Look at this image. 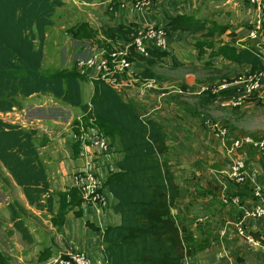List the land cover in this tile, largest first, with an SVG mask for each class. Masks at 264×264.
Returning <instances> with one entry per match:
<instances>
[{
	"label": "trees",
	"instance_id": "1",
	"mask_svg": "<svg viewBox=\"0 0 264 264\" xmlns=\"http://www.w3.org/2000/svg\"><path fill=\"white\" fill-rule=\"evenodd\" d=\"M63 5L61 0H0V112L20 107L18 97L49 94L80 110V117L84 120L93 119L100 133L109 141V152H120V158L115 161L116 169L108 170L106 179L101 180V188L106 187L112 194L113 201L109 206L120 216L119 222L107 225L100 233L99 243L106 264H191L186 257L197 249H203L206 241L196 242L197 246L192 249L193 233L187 223L173 212L177 199L182 195V187L176 182L175 170L165 156L169 144L164 125L153 118L141 117L134 100L125 101L115 88L100 79L91 81L92 93L87 102L83 101L81 83L87 79L82 74L74 67L43 64L45 34L55 24L54 16ZM193 21L196 20L191 15H181L171 19L164 29L168 33L170 28L192 32L204 28L202 24L191 27ZM77 25L73 38L90 43L95 33L85 22ZM219 26L214 23L204 36H212L214 32L222 34L225 26ZM134 31L130 26L119 25L102 30L105 37L125 42L131 41L130 33ZM196 44L200 49L213 46V42L206 40H197ZM112 46V42L100 45L108 50ZM149 53L150 65L154 63L153 59L163 60V56H168L166 51L156 48ZM213 55L247 66V73L259 72L263 68L264 54L255 45L246 44L236 52L232 45L222 43ZM143 75L153 76V72L147 68ZM220 93L229 98L234 90ZM218 94L210 93L208 100ZM254 100H258L257 95L244 98V102ZM77 122L74 120V126ZM37 132L35 128L0 118V163L20 186L29 205L47 212L56 211L52 214V221L59 227L64 214L74 204H79L82 197L75 186L67 192L60 191L55 208L46 165L36 141ZM77 144H73L75 149ZM247 184V178L242 182L229 179L224 192L226 195L238 194L243 202L251 195L254 186ZM7 207L13 227L30 241V232L21 211L13 202H9ZM252 233L255 236L261 234L258 230H252ZM49 254L50 248L46 247L40 258L44 259ZM7 260L0 250V264H8Z\"/></svg>",
	"mask_w": 264,
	"mask_h": 264
},
{
	"label": "crops",
	"instance_id": "2",
	"mask_svg": "<svg viewBox=\"0 0 264 264\" xmlns=\"http://www.w3.org/2000/svg\"><path fill=\"white\" fill-rule=\"evenodd\" d=\"M61 1L64 2V0ZM71 1L73 4H77L78 6H80L79 8L85 14V19L74 23L73 25L69 26L66 31L62 32V39L64 37L63 41L61 40L62 43L64 41L67 42L66 37H68V40L70 41L68 42L70 45L66 43L70 59L72 51L75 49L74 45H77L78 43V41L74 39L73 36L76 35L78 30L77 24L80 22L87 23L89 28H91L95 33V36L91 39V42L93 40H95L96 42L92 45L99 44L106 46V43L112 42L113 48L115 45L125 43V41L119 39L115 41L111 38L105 37L102 30L106 27H116L118 25L130 26L134 30H136L137 28L143 26L145 27L148 25H157L164 28V26H166L167 24L169 25L171 19L175 17L181 15H192L194 18H199V15L202 14H208V18L204 17L208 20L222 22L223 26H225V29L222 34L218 36L226 37L228 40L226 39L227 41L223 43L232 45L236 52L240 47L246 44H251L260 47L262 53L264 54V26L262 30L257 32L255 38H251L249 35L251 25L254 21L255 11L254 7L247 0H146L145 3L148 4L144 5L141 8H136L135 6H133L140 0ZM88 19H90L91 21H88ZM92 21L94 25L92 24ZM206 23L209 24L210 22ZM214 23L215 22L212 23V26ZM168 28H170V26H168ZM209 30L211 29L203 30L202 32L189 31L187 33H184L181 29L170 28V33L167 36V50H165L168 56H163V60L153 59L154 63L152 65H150L148 62V57L150 56V54L148 56H145L144 58H140L135 55L133 61H131L132 69L129 73V78L153 80L155 87L151 91L147 92L146 95L140 98H138L137 96L136 85L132 86L128 85L127 83L118 88L117 91V93L125 101L132 99L138 104V111L140 112V116L153 118L164 125V128L167 132V142L169 144V149L166 152L165 156H167L169 162L172 164L173 169L175 170L176 182L182 187V195L177 199V207L173 210V212L176 216L178 211L183 213V216L186 217V220H184L183 218L179 219L185 222L188 218L194 217V223L196 224L197 229L203 228V226L198 222L199 217L193 216V210L196 214L201 215L203 214L204 210L210 211L213 209L214 211V208L224 205L222 200L225 192L223 191L229 181V178H227V176L224 174V170L228 166V164L226 165V167H222V163H216L217 149L221 151V148L217 147V144L221 143V145H224L225 148L231 147L232 144L229 141L227 143L221 140L217 142L216 138L215 141H212L213 144H206L204 142V139L198 138V141H193L192 143L196 144L198 142L197 147H195L194 149V152L189 150V147H191V145L188 143V140L192 136V128L189 120L192 121V119H194L191 124H193L195 127V135L202 134V138H204L202 128L208 129V127L206 125L200 126L201 123L198 116L202 115V112L194 113L193 110L189 111L185 108V103L180 102L179 99H189V97L192 96L194 99H196V107H199L198 109L203 111L207 110V108H209L212 104H227V107H230L228 99L226 101L227 103L224 100L218 101V98L221 96L220 94L208 100V95L210 94L208 87H211L218 81L231 79L233 76H236L237 74L248 70V67L245 65H237L232 60L223 58L221 55H213L215 49L220 44L217 43L219 39H217L216 37L217 32L212 33V36H204V34L208 33ZM185 37L187 39L191 37L196 38L194 39V43L192 44V46L194 47V51H192L191 53L194 52V55L191 58L206 56L204 60L207 61H204V64L214 62L215 64L223 63L226 64L227 67L229 66V70L225 75V78L219 80L214 77L215 73H206L204 74V76L207 77L205 79H202L203 75H200V77L199 75L197 76L196 71L182 72L180 74H177L176 77H172L167 74L168 70L166 67H168L169 65L185 64L184 59L177 58L178 53L174 50V47L183 49ZM46 38L47 33L45 34V41ZM197 40L211 41L213 42V46H204L202 49H200L196 44ZM66 62L69 66L66 67L65 65L64 68H71L72 61L68 60ZM262 63L264 68V59ZM212 66H214L213 68L218 67L217 65ZM147 68H149L150 71L153 72V76L143 75L144 71ZM160 68H162V71H160ZM212 70L214 72V69ZM83 76L87 79V81L91 82L92 80H94L92 75L88 74ZM185 88L188 89V92L185 90ZM81 91L84 95L82 84ZM91 93L92 90L90 91L88 99ZM38 95L40 97H38ZM33 96H36V100L39 101V104H33L35 108L46 107L45 105L48 103L47 101L53 100L51 95L42 93H35L28 97L32 98ZM257 97L258 100L261 99L264 102V76L261 78ZM52 102L54 103L55 101H49V103ZM160 102L163 105L162 106L160 104L162 108H156V106ZM248 103H252V101ZM165 108L170 109V111L172 112L171 120L173 122L165 121V115H162L161 111ZM66 111H68V109ZM8 113L9 112H0L1 118L3 120H6L5 118H7L6 115ZM182 115L184 116L183 119L180 118ZM202 116L203 118L201 119H204V115ZM29 118L30 119L26 120L27 122L39 120L37 122V126L44 128V132H47V127L53 126L51 124H56L54 119H50L48 117L47 124H50L49 126L43 124V118L41 117L33 118V116H30ZM206 119L205 121H210L208 118ZM9 122L23 124L24 120H12ZM71 122V119L68 120L65 115V121L63 120L60 124L65 123V125L69 126L70 129L63 131V134H61V136L57 140L50 137V142L45 143V141H40V143H38L39 153L46 165L49 190L53 195L56 194L58 198L60 191L67 192L71 187H74L72 174L84 164L83 157L80 154V142L73 141L71 135L72 131H76L77 124L73 127L70 126ZM184 131H186L187 134L184 133ZM170 132L172 136L169 135ZM178 132L181 134H178ZM210 136L212 135L210 134ZM75 142H78L77 149H75L73 146ZM192 148H194V146ZM249 148L250 147L247 143L243 144V150L240 152L241 154L237 156L239 157V161L244 164L246 178L248 179L247 186L249 184H259L261 187V196L264 200V162L261 160L262 158L257 153L253 152ZM247 149L251 152L248 153ZM227 154L229 159H231L232 154L229 151H227ZM213 155L214 157H212ZM120 156L121 154L118 151H108V153H101L94 158V164H97L96 170L101 177V180L106 179L108 170L116 169L115 161L120 158ZM210 163H212L213 166ZM212 167L215 169V171L211 169ZM2 169L5 170L6 175H9L11 177L5 167L2 166ZM219 173L224 176L221 178V180L218 177ZM11 180H13V178ZM12 183H15V181L13 180ZM220 183L222 184V188L220 186ZM103 190L108 196V206L102 213H97L92 205L86 204L83 198H81L82 200L79 204H74L64 214L63 221L59 227L52 221V214L56 212L55 210L53 212H47L44 209L35 208L34 206L28 204L25 196H23L25 200V202L23 201V204L27 208H29V210H27V213H38L41 212V210H44L49 214L50 224L55 227V230L51 235H54L53 233L55 232L57 234L64 235V237L68 239V246L77 245L80 249L84 250L92 258L93 264H106L99 243L100 233L107 225L119 222L120 216L109 206L113 201L112 194L107 190L106 187H103ZM218 192L220 193V195L218 194ZM68 198L69 195H67V199ZM53 200L55 204V197L53 198ZM196 204H198L199 208L196 207ZM57 206L58 202L57 205H55V208H57ZM34 208L37 210V212ZM234 209L235 210L233 211L229 208L228 212L224 210V215L218 221L217 226L221 224L223 226L225 225L224 228H235V222L241 218V214L237 211L236 207ZM77 211H79V213H77ZM233 216H236V219L232 220ZM245 220L248 221L249 219L245 218ZM248 223L254 229L261 227L264 224L261 220L248 221ZM25 224L27 225V223ZM27 227L31 236L30 242H32L33 239H35L37 236L35 233L30 231L29 225H27ZM190 230L195 236L194 238L197 242L214 241L212 236H209V240H206L208 237V232L206 231H203L202 233L201 231H196V229L194 231L192 229ZM196 234H198L199 237ZM236 235L238 234L236 233ZM236 243L239 246V249L236 248L237 250H239L238 262L235 261L237 260L236 255H234V257H229L225 253L221 254L215 252V250H212L210 247L197 249L196 251L190 253L186 257V260L189 263L191 262V264H264V252L260 250V248L246 244L241 240L236 241ZM46 247L49 248L48 245H46ZM63 253H65V251ZM47 259L49 258L47 257ZM31 263L50 264L48 260H41L38 262H36L35 260V262L32 261Z\"/></svg>",
	"mask_w": 264,
	"mask_h": 264
},
{
	"label": "rangeland",
	"instance_id": "3",
	"mask_svg": "<svg viewBox=\"0 0 264 264\" xmlns=\"http://www.w3.org/2000/svg\"><path fill=\"white\" fill-rule=\"evenodd\" d=\"M145 2L146 0H140L138 3L134 4L133 6H135L136 8H141L144 5L148 4ZM63 3L64 5L58 10V12L54 16L55 24L47 30V38H46L45 46H44V59H43L44 66H48V65L54 66V67H57V66L65 67V65L66 67L69 66L66 61L71 60V59L69 58V52H68L66 45L67 44L70 45L68 43L70 41L68 40V37H66L67 42L64 41L63 42L64 45H63L62 41L64 37L62 39V36H63L62 32L66 31L67 28L73 25L74 23L85 19V14L79 8L80 6H78L77 4H73L71 0H64ZM191 17L193 16L191 15ZM204 17L208 18V14L199 15V18L193 17L196 21H193V23L191 24L192 25L191 27H196L202 24L204 27L203 30H207V29L213 28L212 26L213 22H215L216 25H220L219 27H222L223 25L222 22L208 20ZM89 20L90 19H88V21ZM202 20H205V21H202ZM206 22H210V23L208 24ZM92 24L94 25L93 21H92ZM155 27H158V26L155 25ZM182 31L184 33H187L190 30H182ZM169 33L170 31L168 30L167 34ZM60 34H61V38H60ZM218 35L220 34H218L217 32L216 37L217 39L219 38L217 43H219L220 45L223 42H226L228 40L226 37H219ZM188 39L185 37L183 49L174 47L175 52L178 53L177 58L184 59L185 64L169 65L168 67H166L168 70L167 74L169 76L176 77L177 74H180L182 72L196 71L197 76L199 75L200 77V75H203L202 79H205L207 77V76H204V74L206 73H209V74L215 73L214 77L219 80L225 78V75L228 73L229 66L227 67L226 64H223V63L215 64L214 62L204 64L205 63L204 61H207V60H204L206 56L198 57V58H195V57L191 58L194 55L193 54L194 52L191 53L192 51H194L193 50L194 47L192 46V44L194 43V39L196 38L191 37ZM95 42H96L95 40H93L90 43L84 42V41L78 42L77 45H74V47L81 46V48L77 50L78 53L76 56L80 57V56L89 54L90 48H91L90 46ZM128 43H130V41L125 42L124 44H128ZM96 46L100 47L99 44H96L95 46L92 45V47H96ZM82 47H85V48H82ZM112 49H115V48H112ZM134 54H136L134 49L132 47H129L128 60H129V57H131L132 60L130 59V61H133ZM212 65H217L218 67L213 68L214 66ZM161 69L162 68H160V71H162ZM212 69H214V72ZM86 81H82L81 83L84 89L83 101H88V96L90 94V91L92 90V85H91L92 83L90 81H87V82ZM135 85L137 88L138 84H135ZM185 90L188 92V89L185 88ZM208 90L210 91V88H208ZM210 93L212 92L210 91ZM219 94L221 95L220 92ZM46 95H49V94H46ZM38 97L40 96L38 95ZM52 98L53 100L47 101L48 103L45 105L46 107H36L35 108L33 104L34 103L39 104V101L36 100V96L35 97L33 96L32 98L18 97L17 101L21 104V106L20 107L14 106L12 110L9 111V113L6 115L7 118H5L4 116V118L6 119L5 121L7 120L8 122L12 120L20 121L21 119L28 120L30 119L29 118L30 116H33V118H37V117L43 118L42 120L43 124L49 126L50 124H47L48 118L54 119L56 124H51L53 126L47 127V132H44L45 130L44 128L39 127L37 129L35 127L36 124L30 127H26V128H35L38 131L37 133L39 135L37 136L38 138L36 139L38 143H40V141H45V143H48L51 141L50 137L53 139L55 138L57 140L61 136V134H63V131L70 129V127L65 125V123L60 124L62 123L63 120L65 121V115H66V118H68V120L71 119L72 121L70 126L74 127L75 125L74 120H78L77 126H76L77 128L76 132H79L80 128L83 127V129H85L88 132H90L92 129V131L93 130L96 131L97 134H101L96 124L94 123L93 119L84 120L82 116L80 117L81 115L80 110L74 107L71 108L69 105L63 104L59 99H55L53 96ZM219 98H218V101L224 100L226 102L228 99V96L221 95ZM184 99H179V101L185 103L186 109H188L189 111L193 110L194 113L202 112L201 114L204 115V119H201L203 118L202 115L198 116L199 121L201 123L200 126L206 125L208 127V129L202 128L203 133H204V136H203L204 138H202V134L195 135V127L193 124H191L194 119H192V121L189 120V123L192 128V131H191L192 136L189 138L188 143L191 145V147H189V150H191L192 152H194V149L195 147H197L198 142L196 144H192V143L193 141H198V138L204 139V142L206 144L207 143L213 144L212 141H215V138L217 139V142L221 140V138H219L215 134V132H213L210 129L207 122L218 123L227 128L226 138L224 140H221L226 143L229 141L232 144V141L237 138H256V137L264 138V102L261 99L254 100L252 101V103H248V101L243 102L240 106H235V107H231V106L227 107V104H214V105L212 104L205 111L199 110L198 109L199 107H196V103H197L196 99H194L192 96L189 97V99L188 98H184ZM49 101H55V102L49 103ZM162 106H160V108H162ZM65 109L66 110L68 109V111H66ZM161 111H162V115H165L164 116L165 121L173 122L171 120L172 112L170 111V109L165 108V109H162ZM183 117L184 116L182 115L180 118L183 119ZM206 118H208L210 121H205ZM184 133L187 134L186 131H184ZM178 134H181V133L178 132ZM210 134L212 136H210ZM169 135H171V132L169 133ZM193 146L194 148H192ZM217 147L221 148V151L217 149V152H216L217 162L216 163H219V164L222 163L223 164L222 167H226V165L228 164L230 160L227 154L228 148H225L224 145L222 146L221 143L217 144ZM242 150H243V146H241L240 148H233L229 152L232 154V158L238 159L239 161V157L237 155H240L241 154L240 152ZM247 152L250 153L251 151L247 149ZM212 157H214V155ZM261 158H262L261 160L264 162V158L263 157ZM210 164L213 166L212 163ZM242 165L244 167L243 163ZM218 167H221V166H218ZM211 169L215 171L213 167ZM218 177L221 180V178L224 176H222L221 173H219ZM11 179L12 178L9 175L5 174V170L2 169V165L0 163V190H1L0 191V250L7 257L8 259L7 263L8 264H33L31 262L32 261L35 262V260L36 262L41 261V260L43 261L48 260V262H52L54 258H57V259L66 258L68 256V252L71 250H74L72 249L73 245L68 246V243H69L68 239L65 238L64 235L62 234H57L55 232L56 234L53 233L54 235H51L52 232L55 230V227L50 224L49 214L46 211L41 210V212L32 213V214L29 212L27 213V210H29V208H27L23 204V201L25 202V200L23 197L24 195H23L22 189L17 184L12 183L13 180ZM220 186L222 188L221 183H220ZM218 194L220 195L219 192ZM54 197H55V205H57L58 197L56 194L54 195ZM9 202H13L14 205H16L18 210L21 211V217L24 219L25 223H27V225L30 226V231L36 234L37 237L33 239L32 242L28 241L27 239H24L22 237V234L16 228L13 227L12 222L9 218L10 211H9V208L7 207V204ZM223 203L224 205H222L221 207L214 208V211L213 209L210 211L204 210L203 214L201 215L196 214L194 210L192 211L193 216L199 217L198 222L199 224H202L203 228L197 229V226L194 223V220H195L194 217L188 218L186 223L189 226V228L192 229L193 231L196 229V231H199V232L201 231L202 233L203 231L208 232V237L206 240H209V236L213 237L214 241L213 242L206 241V243H204L206 245L205 247H210L212 250H215V252H218L221 254L225 253L229 257H234V255H236L237 260L235 261L238 262L239 261L238 259L239 250H237L236 248L239 249V246L237 245L236 241L241 240V238H239L238 235H236V231L234 227L224 228L225 225L223 226L221 224L217 226L218 221L224 215V210L228 212V209L230 208L231 210L234 211L235 210L234 208L237 206H234L232 203H226V202H223ZM196 207L199 208L198 204H196ZM177 217L183 218L184 220H186V217H184L183 213H181L180 211L177 212ZM233 217H232V220L236 219V216H233ZM196 235L198 236V234ZM196 242H197L196 240L190 242V246L192 247V249L195 248V246H197L195 244ZM46 245H48L49 248L51 249V254L47 256L49 259H47V257L44 259H41L40 256L43 250L46 248ZM64 251L65 253H63Z\"/></svg>",
	"mask_w": 264,
	"mask_h": 264
},
{
	"label": "built area",
	"instance_id": "4",
	"mask_svg": "<svg viewBox=\"0 0 264 264\" xmlns=\"http://www.w3.org/2000/svg\"><path fill=\"white\" fill-rule=\"evenodd\" d=\"M255 11L254 21L251 25L249 35L255 38L258 31L264 26V0H247ZM132 39L128 44L115 45L112 50L106 47H92L87 55L77 57L78 49L76 47L72 51L71 68L74 67L82 75H92L93 79H100L118 91V88L124 84L137 86L138 98L143 97L147 92L154 87V81L150 79L129 78V73L132 69V62L128 60L129 47H132L136 54L148 56L151 49L160 51L167 50L168 37L167 32L163 27H155L148 25L143 28H138L132 34ZM95 46V45H94ZM86 47V46H85ZM82 47V48H85ZM117 47V48H116ZM119 47V48H118ZM264 76V68L259 72L247 73L246 71L233 76L231 79H224L213 84L210 91L213 94H218L221 91L233 89L234 94L228 98L231 107L240 106L244 102L245 97L258 94L261 78ZM206 89V88H205ZM160 103L156 108H160ZM144 117V116H141ZM25 118V117H23ZM23 127H30L34 124L39 128L38 121L27 122L23 119ZM210 129L215 134L224 140L227 135V128L218 123L207 122ZM41 128V127H40ZM72 140L79 141L81 150L80 154L83 157V165L72 174L73 185L77 188L79 194L86 204L94 207L97 213H102L108 206V196L104 192L101 185V177L99 176L94 164V158L101 153H108L109 141L96 131L88 132L83 127L79 132L72 131ZM244 143H248L256 153L264 158V138H237L232 141V146L228 148L231 151L233 148H240ZM224 174L235 182H242L246 178V171L242 163L238 159L231 158L228 166L224 170ZM223 200L237 206L241 218L235 222V231L241 241L260 248L264 252V224L258 228H252L248 221L261 220L264 223V200L261 196V187L259 184H254L251 190V195L246 197L242 202L241 196L238 194H224ZM245 218L249 220L246 221ZM252 230L261 232L259 236H255ZM68 252L66 258H54L52 264H93L92 258L84 250L74 245Z\"/></svg>",
	"mask_w": 264,
	"mask_h": 264
}]
</instances>
